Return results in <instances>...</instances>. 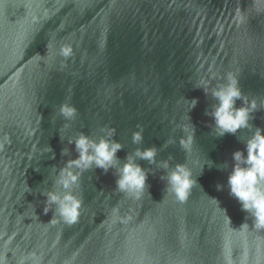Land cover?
I'll return each mask as SVG.
<instances>
[{
    "label": "water",
    "instance_id": "95a60500",
    "mask_svg": "<svg viewBox=\"0 0 264 264\" xmlns=\"http://www.w3.org/2000/svg\"><path fill=\"white\" fill-rule=\"evenodd\" d=\"M230 72L264 128V0H0V264H264V229L251 217L240 229L246 213L227 189L251 132L216 138L206 115ZM108 130L121 164L156 147L157 162L185 164L198 185L179 202L159 163L139 160L149 187L137 199L116 189L114 169L92 168L74 192L78 222L49 223L42 193L77 158L68 140Z\"/></svg>",
    "mask_w": 264,
    "mask_h": 264
},
{
    "label": "clouds",
    "instance_id": "9594fccd",
    "mask_svg": "<svg viewBox=\"0 0 264 264\" xmlns=\"http://www.w3.org/2000/svg\"><path fill=\"white\" fill-rule=\"evenodd\" d=\"M68 54L65 52V55ZM196 88L202 89L205 95L209 94L207 87L197 86ZM210 94L216 103L212 105L210 111L206 112V115L213 121L210 129L216 138H222L226 134L236 135L242 129L251 132L249 138L243 141L244 150L234 151L231 155L232 167L227 176V189L229 195L246 213L245 222L240 229L248 227L246 223L248 217H251L253 227L264 229V128L254 127L250 123L254 119L253 113L257 110V105L255 101L247 100L239 85L237 75L231 72L226 76V83L212 89ZM185 100L190 104V111L198 103L197 99ZM237 101H241V106H236ZM59 114L65 121H72L77 115V109L69 103H64L59 107ZM191 126L192 134L180 140V145L186 152L191 150L194 140L195 129L192 124ZM182 131L187 133L189 129L183 126ZM113 137L114 130H108L107 138L101 136L94 140L81 133L75 139L68 140V144L74 146L77 158L67 161L66 166L59 171L55 182L57 190L42 193L45 197L44 214L52 212V219L49 223L62 222L71 226L78 222L82 200L74 192L79 187L80 175L92 168L100 169L104 174L114 169L116 189L122 193L131 194L137 199L149 187L146 183L149 173L137 163L139 160L147 161L149 164L159 163L165 171V175L160 176V180L165 182L164 191L173 195L179 202L186 201L192 189L198 185L197 179L193 177L192 171L185 164L170 167L167 161L157 162L156 147L137 148L134 153L127 154L121 164L117 153L123 149V146ZM132 140L134 144H141L143 142L142 132H134ZM47 151L52 152V149L48 147ZM69 151V148L62 149L61 156L67 155ZM207 166L211 168L213 163L208 161ZM218 167L223 170L224 165ZM216 187L217 191H221L224 185L218 184ZM212 199L219 207L218 200ZM220 210L225 213L231 224L226 211L221 208Z\"/></svg>",
    "mask_w": 264,
    "mask_h": 264
}]
</instances>
